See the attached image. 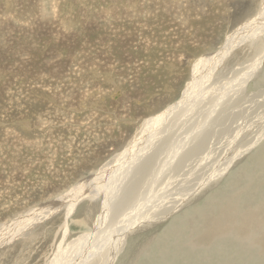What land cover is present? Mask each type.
<instances>
[{
	"label": "rangeland",
	"instance_id": "1",
	"mask_svg": "<svg viewBox=\"0 0 264 264\" xmlns=\"http://www.w3.org/2000/svg\"><path fill=\"white\" fill-rule=\"evenodd\" d=\"M210 4L213 0H0V250L16 245L9 256L19 253L25 260L32 251L29 254L22 248L32 244L36 249L40 244L38 235L43 229L39 221L57 212L55 208L42 213V205L55 201L60 212L78 203L79 208L93 195L90 192L105 200L122 167L130 170L140 161L141 148H147L146 158L160 148V159L150 160L152 172L140 178L133 194V199L139 194L144 199L126 203L115 217L108 202L100 219L89 225L69 219L67 236L62 232L56 252L47 261L45 255L42 264H255L250 259H256V252L241 251L230 238H218L214 245L205 243L212 246L210 260L203 248L192 252L177 242L183 233L196 234L190 215L194 206L204 205L195 211L198 217L223 200L244 212L248 210L247 197L254 198L256 190L264 195V163L261 168L256 160L264 154V62L258 78L243 75L250 68L247 62L229 80L213 82L208 71L199 73L207 74V82L198 85L193 96L183 97L197 62L205 59V70L212 68L217 64L214 55H220L225 41L255 34L249 28L238 35V27L250 20L254 7L240 17V3L235 6L237 13L234 6L226 12ZM216 12L219 14L213 15ZM256 28L255 35L264 37V25ZM170 54L178 57L171 60ZM132 60L135 68L145 73L155 69L158 76L149 80L145 73L136 76L128 63ZM91 66L108 68L112 77H94ZM85 78L93 83L85 82L78 91L85 92L80 93L85 95L79 101L71 94L75 91L71 83L79 84ZM109 78L115 85L108 83ZM173 85L175 90H169ZM170 91L172 97L155 107V99ZM54 94L60 105L52 108L50 96ZM241 95L247 96L243 105L224 108ZM180 99H184L181 108L187 110L178 114L179 106L176 112L163 114ZM233 111L241 115L229 122L233 130L217 135ZM39 114H44V119L39 120ZM145 118L156 126L155 130L150 124L145 126L148 139L144 135L137 146L130 144L126 152L116 154L121 147L114 145L118 141L115 134H120V129L133 134ZM213 129L206 145H200ZM166 138L171 140L163 146ZM145 141L149 144L143 147ZM197 145L200 151L192 162L182 167L181 173H172L178 156L188 155ZM244 173L247 175L238 182L237 177ZM85 193L90 195L80 198ZM214 196L219 199L210 205ZM55 220L51 225L49 219L46 225L59 229L62 218ZM20 250L27 253L25 258ZM10 262L0 258V264Z\"/></svg>",
	"mask_w": 264,
	"mask_h": 264
},
{
	"label": "bare ground",
	"instance_id": "2",
	"mask_svg": "<svg viewBox=\"0 0 264 264\" xmlns=\"http://www.w3.org/2000/svg\"><path fill=\"white\" fill-rule=\"evenodd\" d=\"M240 3V6H241V10H242V16L244 15H248L246 13L252 11V7H254V10L255 12L252 11V16L250 14V20H248L245 24L243 23V25L239 26L238 27V31L242 32V33H247L245 32L247 29L251 28L252 30H254L255 34H256V27L258 25H264V23L262 22H259L261 19H264V0H213V4H210V7L211 5H213L212 7H214V9H219L220 10H223V11H226L227 9H231L232 6H234V11H235V6L238 5ZM211 7V8H212ZM210 8V9H211ZM238 9H240L238 7ZM232 10V9H231ZM231 10H229L231 12ZM233 11V12H234ZM212 12H214L212 10ZM221 12V11H220ZM228 12V11H226ZM231 12V13H233ZM192 13V12H191ZM217 13V12H216ZM213 14V15H218L219 13L217 14ZM235 13H237V7H236V11ZM234 13V15H235ZM57 14V13H56ZM221 14V13H220ZM228 14V13H227ZM240 14V13H239ZM195 15V14H193ZM222 15V14H221ZM196 16V15H195ZM200 16V14H199ZM214 16V17H215ZM231 16V15H230ZM228 17V18H231V17ZM197 17V16H196ZM204 17V15H203ZM202 17V18H203ZM206 17V16H205ZM213 17V18H214ZM238 17V18H240ZM246 17V16H245ZM244 17V18H245ZM199 18V17H198ZM208 17H206L207 19ZM227 18V19H228ZM234 19L233 20H236V16L233 17ZM201 19V18H200ZM199 19V20H200ZM209 19V18H208ZM207 19V20H208ZM218 19V21L220 20L219 18H216ZM226 19V20H227ZM242 19V18H241ZM42 20V19H41ZM217 21V22H218ZM228 21V20H227ZM240 21V20H239ZM242 21V20H241ZM216 22V21H215ZM224 22V21H223ZM233 22V21H232ZM237 23V21H236ZM238 23H241V22H238ZM192 24V23H190ZM226 24V23H225ZM222 25V24H221ZM198 26V25H197ZM220 26V24H219ZM218 26V27H219ZM210 30H212L211 28H209ZM219 29V28H218ZM259 29V28H258ZM213 31V30H212ZM217 31V30H216ZM215 31V32H216ZM241 32L238 34L239 36L241 35ZM263 32V31H261ZM238 33V32H237ZM236 33V34H237ZM264 33V32H263ZM217 35V32L215 33ZM253 35V34H247L245 37L244 35L242 34V40L238 39V40H235L237 39V37H233L234 34H232V36L228 37L229 40H231V38L233 40H231L230 42L228 41H225L226 45L225 47L223 48V51L222 54L221 52L219 53L220 55H218V53L216 55H214V59L216 61L217 64H212L214 65V67L211 65L212 68H209L205 70L204 66L202 65L203 61L205 60H201L202 62H197L194 66V68H191V74L189 73V76H190V79L189 81L186 83V86L183 90V97L186 98V96H188L187 98H189L190 96H193V93L195 92V88L198 87V85H201V83H206L207 80L204 78L207 74H210V80L215 82L217 80V78H219V80H229L231 77H233L234 75H236V72L235 70H237V68L243 64V62H247V63H250V70L246 71L245 74L243 75H251L250 77H254L255 78H258L261 74V71L259 69L263 68V63L264 62V37H261V36H256V35ZM201 35V34H200ZM205 35V34H204ZM215 35V36H216ZM199 36V35H197ZM206 36V35H205ZM237 36V35H236ZM203 37V36H202ZM209 36H207L206 39H208ZM142 40V39H141ZM208 41V40H207ZM233 41H236L233 45L229 46ZM237 43V44H236ZM180 44H178L176 47L179 48ZM126 47V46H125ZM12 52V51H11ZM173 54V53H172ZM171 55V54H170ZM172 59H175L176 57H178L176 54L174 55H171ZM209 57V56H207ZM206 57V58H207ZM210 59L212 57H209ZM82 60V59H81ZM181 62V61H180ZM128 63L131 65L130 68H133L132 70L135 72V75H142L143 71H141V69H137V67L135 68V64L133 65V63H135L133 60L132 61H128ZM171 63V66H173L174 62L170 61ZM215 63V62H214ZM141 65H144V62L140 63ZM246 64V63H245ZM177 65V64H176ZM210 65V64H209ZM238 65V66H237ZM249 66V65H248ZM175 67V66H174ZM90 68V67H88ZM140 68V67H139ZM99 68L96 66V68H93V66H91L90 70H92V74L94 75V77H97L99 74L102 75V76H105V77H112V73L110 71H108L109 69H99ZM143 69V68H142ZM87 70V69H86ZM89 70V71H90ZM243 70H246V68L242 69V70H238V72L240 71H243ZM88 71V72H89ZM207 74H205L204 76H200L199 73H205L207 72ZM81 72V71H80ZM83 72V71H82ZM87 72V73H88ZM157 70L155 69H151V70H148L146 71V73L144 74V77L146 80H149V79H153L155 77H157L158 75L156 74ZM244 73V72H243ZM81 74V73H80ZM89 74V73H88ZM88 74L86 76H88ZM109 74V76H108ZM202 74V75H203ZM82 75V74H81ZM85 76V77H86ZM91 76V75H90ZM61 78L62 77V74L60 75ZM82 77V76H81ZM93 79H96L94 78ZM99 77V76H98ZM240 77V76H239ZM246 77V76H245ZM244 77V78H245ZM55 78V77H54ZM66 78V77H65ZM110 80H107L109 81L108 83H111L113 82V79L112 78H109ZM177 79V83H178V80L179 77H176ZM64 80V79H62ZM75 80V79H74ZM87 80H91V79H84V80H79L81 81L79 84L77 82H72L71 84H73L74 88H75V91H73L74 93H71L72 95H74L75 98L79 99V101H81V99L83 98V96L85 95H81L78 91L81 90V88L84 87L85 85V82H87ZM132 80V79H130ZM218 80V81H219ZM240 80V79H239ZM257 80V79H256ZM38 81V80H37ZM53 81V80H52ZM102 79H100L99 83H102L101 82ZM133 81V80H132ZM139 81V80H138ZM187 81V80H186ZM91 82L93 83V81L91 80ZM147 82V81H146ZM221 82V81H220ZM107 83V84H108ZM114 83L116 82H113V85H115ZM175 84V85H178V84ZM213 84V83H212ZM45 85V84H44ZM62 85V84H61ZM175 85L173 86H169L171 88H169V90L172 91V89L176 88L174 87ZM214 85V84H213ZM212 85V86H213ZM222 85V84H221ZM50 86V85H49ZM87 86V85H86ZM99 87V86H97ZM201 87V86H200ZM199 87V88H200ZM209 87V86H208ZM220 87V86H219ZM46 88V86H45ZM91 88V87H89ZM102 88V87H101ZM198 88V89H199ZM213 88V87H212ZM240 88V87H239ZM72 89V88H71ZM96 89V88H95ZM99 89V88H98ZM103 89V88H102ZM65 90V89H64ZM175 90V89H174ZM219 90V89H218ZM8 91V90H6ZM88 91V89H87ZM104 91V90H103ZM169 92V94H164L162 95L161 94V97L160 98H157L155 99V107L161 105L163 102H166L169 98L172 97V95L174 93L172 92ZM9 92V91H8ZM84 92V91H83ZM102 92V91H101ZM105 92V91H104ZM69 94V92H67ZM85 93V92H84ZM89 94H93L92 92H86ZM103 93V92H102ZM101 93V94H102ZM197 93V92H196ZM256 93V92H255ZM20 94V93H19ZM64 94V93H63ZM80 94V95H79ZM200 94V93H199ZM212 94V93H211ZM7 95V94H6ZM51 95V94H50ZM245 95V94H244ZM249 95V94H248ZM5 96V94H4ZM3 96V97H4ZM12 96V95H11ZM93 95H90L89 97H91ZM218 96V95H217ZM254 96V95H253ZM86 97V96H85ZM89 97L87 98V100H89ZM247 96H239L238 98H235L233 100H231L226 106L224 105V108L226 109L227 108H237V105L238 103H241V105H243L244 102L243 99L246 98ZM7 98V97H6ZM12 98V97H11ZM34 98V97H33ZM94 98V97H93ZM92 98V100H93ZM97 98V97H96ZM211 98V97H210ZM213 98V97H212ZM3 99V98H1ZM13 99V98H12ZM35 99V98H34ZM50 99L52 100V108L54 106H58L60 105L59 103H57V100H56V97H55V94L52 95V97L50 96ZM214 99V98H213ZM5 100V99H4ZM2 100V101H4ZM9 100V99H8ZM11 100V99H10ZM47 100V99H46ZM91 100V101H92ZM181 100V99H180ZM179 100V101H180ZM184 100V99H182ZM180 101L178 104L176 102V104H173V105H170L169 108L165 111V113L163 114H167L169 115V113H174L173 111H177L180 104H182L181 102L183 101ZM50 101V100H49ZM85 102V101H84ZM139 102V101H138ZM1 103V102H0ZM45 103V102H44ZM212 103V101H211ZM214 103V102H213ZM58 104V105H57ZM86 102H85V106H86ZM130 104V103H129ZM166 104V103H165ZM164 104V105H165ZM185 104V103H184ZM192 104V103H191ZM35 105V104H34ZM46 105V104H44ZM199 105V104H198ZM214 105V104H212ZM182 106V105H181ZM180 106V109L177 111V113L179 114L180 112H182V109L183 110H187L188 108H181ZM221 106V105H220ZM263 106V105H262ZM261 106V107H262ZM76 107V106H75ZM190 107V106H189ZM196 107V106H195ZM216 107V105H215ZM96 108V107H95ZM161 108V107H160ZM158 108V109H160ZM222 108V107H221ZM257 109V108H256ZM209 110V109H208ZM246 109H244L245 111ZM258 110V109H257ZM55 111V110H54ZM214 111H216V109L214 108ZM219 111V110H218ZM221 113H223L225 110L222 109L220 110ZM256 112V111H254ZM40 113V112H39ZM231 113V112H229ZM242 114V113H241ZM38 115V114H37ZM44 114H39V120L40 119H44ZM162 115V114H161ZM160 115V116H161ZM174 115V114H172ZM223 116V114H221ZM49 116V115H48ZM251 116V115H250ZM258 116V115H257ZM238 117H241V115L239 116V113L238 112H234L232 113V115H229L225 120H223L222 124H221V130L218 132L217 135H225V134H229L230 131L229 130H233L231 126H229V122H232L234 121L235 122V119H237ZM252 117H253V114H252ZM157 118V117H156ZM155 118V119H156ZM164 118V116H163ZM219 118V117H218ZM225 118V117H224ZM256 118V117H255ZM146 119V118H145ZM160 119V117H159ZM162 119V118H161ZM170 119V118H169ZM217 119V118H216ZM163 120V119H162ZM219 120V119H218ZM42 121V120H41ZM155 121V120H154ZM161 121V120H160ZM171 121V120H170ZM175 121V120H174ZM212 122V121H211ZM220 122V121H219ZM153 121L152 120H149V119H146L145 121H143V123L141 122L140 124H142V128L141 127H137L136 126V129L134 130V133L131 134V131L130 133H126V130H122L120 129L119 132L120 134H115L116 138H117V142H115V147H121L118 150H116V154L117 153H121L123 150L125 151V148L130 146V144H134L136 143V146L138 145L137 143L139 142V139L141 137H144V135L146 134V132L144 133L147 125H152L153 129L155 130L156 129V126L153 125ZM162 123V122H161ZM215 123V122H213ZM221 123V122H220ZM234 124V123H233ZM139 125V124H137ZM166 125V124H165ZM41 126H45V125H41ZM160 126V125H159ZM161 127V126H160ZM138 129V130H137ZM194 129V128H193ZM201 129V128H200ZM209 130V129H208ZM218 130V129H217ZM165 131V129H164ZM198 131V130H197ZM215 131V129L211 130V132H209L208 134V137L205 135V138L204 140H202L200 142V145H206V143L208 142L209 138L212 136L213 132ZM140 132V133H139ZM245 132V131H244ZM197 133V132H196ZM199 133V132H198ZM197 133V134H198ZM202 133V132H201ZM139 134V138L137 137ZM154 135H155V131H154ZM248 136V135H247ZM112 137V136H111ZM137 137V138H136ZM146 137V135H145ZM151 137V136H150ZM149 137V138H150ZM153 137V136H152ZM159 137V136H158ZM193 137V136H192ZM115 138V137H114ZM112 138V139H114ZM115 138V139H116ZM147 138V137H146ZM246 138V137H245ZM111 139V140H112ZM136 139V140H135ZM148 139V138H147ZM146 139V140H147ZM171 140V138H169ZM168 138H166L163 143L161 142V144L163 146H165L167 140H169ZM173 139V138H172ZM135 140V141H134ZM153 140V139H152ZM195 140V138H194ZM242 140V139H241ZM116 141V140H115ZM138 141V142H137ZM161 141V140H160ZM213 141V140H212ZM225 141V140H224ZM180 142V141H179ZM178 142V143H179ZM155 143V142H154ZM174 143V142H173ZM196 143V142H195ZM104 144V143H103ZM149 144V143H148ZM147 144V141H145V145H143V147H145ZM177 144V143H176ZM217 144V143H216ZM133 146V145H131ZM141 146V145H139ZM161 147V146H160ZM209 147V146H208ZM132 148V147H131ZM153 148V147H152ZM183 148V147H182ZM243 148V147H242ZM86 149V148H85ZM116 149V148H115ZM136 149V148H135ZM143 149L142 153H141V156H140V161L136 162L135 164L132 165V167L130 168V170H128V167H122V169L120 170L121 172V175L118 177V180L115 182L116 185L114 186V188L112 190H110L111 192L110 193H106V197L108 198H105V200H102L100 198V195H96V196H93L94 194L96 193H91L90 194H93L90 199L87 200L86 203L84 204H81V206L78 208L79 206V203L76 202V207L75 206H72L73 209H69L67 207H64L65 209L61 210V212L58 210V208L56 207L55 205V201L54 202H49L48 204H45V205H42V207L44 208V210L42 211V213L44 212H54L55 211V208L57 209V212L54 214V215H51V216H44L42 217V219L39 221L38 225L41 224L42 226V232H40V234L38 235V239H40V244L39 246L35 249V247L30 244L29 246H27L26 248H22L23 250H28L29 251V254L31 252V255H28L29 257L26 258L25 260H22V258L20 257V254L18 253L15 257H10L9 255H12V250L15 249V247L17 248L16 245L14 246H11V247H6L4 248V250L2 251V248L0 250V258L4 259L5 262L7 263L10 259H11V262L9 264H42V258L46 255V261L49 260V257L52 256L53 253L56 252L58 246V240L61 238L62 236V232L64 233V236L66 235L67 236V232L68 230H70V224H69V219L72 218V221L74 223H76L77 225H89L91 223H94L97 218L100 219L99 217H101V210L103 208H108V205L107 203L110 202V207H109V210H111V216L112 217H115L120 211H121V207H124V205L126 203H131L134 204L138 201H140L143 197L142 196H137L136 199H133V194L134 192L136 191V187H137V184L138 182L140 181V178L143 177V176H148L152 170H151V166L153 164H150V160L155 159V157H157V159L159 158V155L157 154L158 151L160 150L159 149H156V152L154 153V155H152L151 157H145V154H146V151H147V148H141ZM164 149V148H163ZM204 150V149H203ZM97 151V150H96ZM129 151V150H128ZM131 151V150H130ZM200 151V147L199 145H197L194 149H192L188 155H180V157L178 156L177 160H178V165L176 166L177 168H174L175 171H172V173L174 174H179L181 173V169L182 167L190 164L192 162V157H194L196 154H198V152ZM126 152V151H125ZM124 152V153H125ZM180 152V151H179ZM178 153V152H177ZM87 154V153H86ZM96 154V153H95ZM98 154V153H97ZM128 154V153H127ZM157 154V155H156ZM240 154V153H239ZM89 155V154H88ZM91 155H92V152H91ZM119 155V154H118ZM123 155V154H122ZM129 155V154H128ZM230 155V153H229ZM261 155V154H260ZM85 156V155H84ZM87 156V155H86ZM126 156V155H125ZM90 157V156H89ZM197 157V156H196ZM88 158V157H87ZM112 158V157H111ZM121 158V157H120ZM134 158V157H133ZM198 158V157H197ZM195 158V159H197ZM84 159V158H83ZM86 159V158H85ZM118 159V158H117ZM160 159V158H159ZM194 159V158H193ZM194 159V160H195ZM226 159V158H225ZM115 160V159H114ZM119 160V159H118ZM171 160V159H170ZM193 160V161H194ZM257 162L259 163V165L263 166V163H264V154H262L260 156V159H259V156L257 157ZM116 161V160H115ZM167 161V159H166ZM110 162V161H108ZM114 162V161H113ZM119 162V161H118ZM121 162V161H120ZM154 162V161H152ZM156 162V161H155ZM169 162V161H168ZM111 163V162H110ZM150 164V165H149ZM174 164V163H173ZM124 164H122L123 166ZM175 165V164H174ZM155 166V165H154ZM257 166V164H256ZM89 169V167H88ZM150 170V171H149ZM119 171V170H118ZM185 171V170H184ZM124 173V174H123ZM171 173V174H172ZM118 174V173H117ZM247 174L244 173L243 176H239L237 177L238 179V182H240L242 179L245 178ZM107 176V175H106ZM118 176V175H117ZM93 179V178H92ZM114 183V184H115ZM88 186V185H87ZM251 186V184H250ZM82 187V186H81ZM86 187V186H85ZM112 187V185H111ZM58 188V187H57ZM79 189V188H78ZM84 190V189H83ZM86 190V189H85ZM94 190V189H93ZM140 190V189H139ZM92 191V190H91ZM83 192V191H82ZM93 192V191H92ZM252 192V190H251ZM90 194H84L82 195L80 198L83 199V197L87 196V195H90ZM142 195V194H141ZM255 197L252 198V199H249V197L246 198V201H249L247 202L248 204V210L242 212V211H239L237 209V206H232L231 204H228V202H225V200L222 201V203H216L217 199H219V196H214V197H210V205L211 203H216V206H213L209 209H207L205 212L202 213V215L200 217H198L195 213V211L197 210V208L200 206V205H203V203L197 205V206H194L191 211V218L193 219L192 221V229L193 231L196 233L194 236H189L187 235L186 233H183L181 234L180 237L177 238V242L180 246V243H181V246L185 249L188 248V249H191L192 252L196 250H199L200 248H203V254L206 256V259L210 260L208 258V252L210 250V248L212 246H210L209 248L205 245L206 242L210 243L211 245H214L215 242L219 239H224V238H230V242L233 244V245H236L238 247H240L241 251L242 249L243 250H246V251H255V256H256V259L252 258L250 259L251 262L254 263V260H255V264H264V195L260 194V190H256L255 191ZM79 198V197H78ZM79 198V199H80ZM138 198V199H137ZM75 199V198H74ZM87 199V198H86ZM104 199V198H103ZM111 199V200H110ZM144 199V198H143ZM245 201V199H243ZM251 200V201H250ZM71 201V200H69ZM77 201H79L77 199ZM82 201V200H80ZM71 203V202H70ZM73 204V203H72ZM209 205V206H210ZM132 206V205H131ZM204 206V205H203ZM208 206V207H209ZM134 207V206H133ZM3 208V207H2ZM71 208V207H70ZM105 210V209H104ZM218 212H217V211ZM100 211V212H99ZM33 212V211H32ZM106 212V211H104ZM123 212V211H122ZM166 212V211H165ZM2 213V211L0 212ZM108 213V212H107ZM106 213V214H107ZM218 213V214H217ZM3 214V213H2ZM217 214V215H215ZM6 215V214H5ZM104 217V215H103ZM111 217V218H112ZM55 218L61 220L60 222V226H59V229L57 227V229H54V227L52 226H48L46 225V222L49 220V219H52V221L50 222L51 225L54 224V221ZM66 218V221L64 223H62ZM9 218L6 217L5 218V221H7ZM36 221V220H35ZM98 221V220H97ZM2 222V221H1ZM4 222V221H3ZM8 222V221H7ZM38 222V221H37ZM57 222V221H56ZM13 223V222H12ZM24 223V222H23ZM4 224V223H3ZM34 224V223H33ZM3 225H0V229ZM6 226V225H5ZM36 226V225H34ZM38 227V226H37ZM198 228H200L199 231ZM188 231H191L190 228L188 229ZM12 233V232H11ZM10 233V234H11ZM14 233V231H13ZM56 238V240H55ZM121 239V238H120ZM35 240V239H34ZM97 240V239H96ZM183 241V242H181ZM223 241H226L223 240ZM35 242V241H34ZM35 244V243H34ZM209 245V244H208ZM34 247V250H32L31 248ZM242 247V248H241ZM181 248V247H180ZM7 249V250H5ZM178 251V250H177ZM240 251V252H241ZM15 252V251H14ZM20 252H22L23 256L26 255L25 253H23L22 250H20ZM185 252V251H184ZM199 252V251H197ZM234 252V251H233ZM236 253V252H235ZM15 255V254H14ZM27 256V255H26ZM204 256V257H205ZM115 257V256H114ZM180 257V256H179ZM184 257V255H183ZM202 257V256H201ZM25 258V256H24ZM97 259V258H96ZM205 259V258H204ZM235 259V258H234ZM198 260V258H197ZM45 261V260H44ZM3 263V262H2ZM1 263V264H2ZM94 263V262H93ZM170 264V263H169Z\"/></svg>",
	"mask_w": 264,
	"mask_h": 264
}]
</instances>
